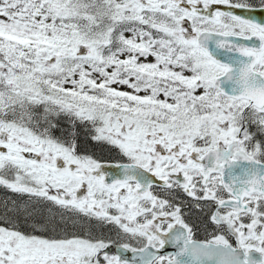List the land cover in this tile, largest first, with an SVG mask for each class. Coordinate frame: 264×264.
<instances>
[{
    "label": "snow or ice",
    "instance_id": "6c2138e0",
    "mask_svg": "<svg viewBox=\"0 0 264 264\" xmlns=\"http://www.w3.org/2000/svg\"><path fill=\"white\" fill-rule=\"evenodd\" d=\"M0 189V264H264V0H0Z\"/></svg>",
    "mask_w": 264,
    "mask_h": 264
},
{
    "label": "flooded vegetation",
    "instance_id": "af4514ba",
    "mask_svg": "<svg viewBox=\"0 0 264 264\" xmlns=\"http://www.w3.org/2000/svg\"><path fill=\"white\" fill-rule=\"evenodd\" d=\"M8 195H12L10 192H6L5 190L3 189H0V198L3 199L4 197L8 196ZM200 238L203 239L204 238V233H203V230H201L200 232Z\"/></svg>",
    "mask_w": 264,
    "mask_h": 264
},
{
    "label": "rangeland",
    "instance_id": "374dc122",
    "mask_svg": "<svg viewBox=\"0 0 264 264\" xmlns=\"http://www.w3.org/2000/svg\"><path fill=\"white\" fill-rule=\"evenodd\" d=\"M8 196H10V195H8ZM1 199V198H0Z\"/></svg>",
    "mask_w": 264,
    "mask_h": 264
},
{
    "label": "water",
    "instance_id": "95a60500",
    "mask_svg": "<svg viewBox=\"0 0 264 264\" xmlns=\"http://www.w3.org/2000/svg\"><path fill=\"white\" fill-rule=\"evenodd\" d=\"M259 18V17H258Z\"/></svg>",
    "mask_w": 264,
    "mask_h": 264
}]
</instances>
